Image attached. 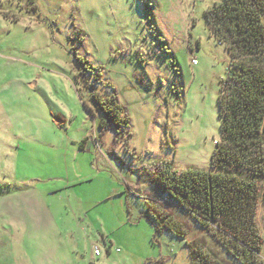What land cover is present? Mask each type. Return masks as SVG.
I'll return each instance as SVG.
<instances>
[{"label": "rangeland", "instance_id": "obj_1", "mask_svg": "<svg viewBox=\"0 0 264 264\" xmlns=\"http://www.w3.org/2000/svg\"><path fill=\"white\" fill-rule=\"evenodd\" d=\"M215 1L0 0V264H49V243L51 264H91L95 246L98 264H190L185 241L232 260L156 177L211 169L230 62ZM93 93L130 127L104 130ZM256 224L264 264L261 197Z\"/></svg>", "mask_w": 264, "mask_h": 264}, {"label": "trees", "instance_id": "obj_2", "mask_svg": "<svg viewBox=\"0 0 264 264\" xmlns=\"http://www.w3.org/2000/svg\"><path fill=\"white\" fill-rule=\"evenodd\" d=\"M205 16L230 56L218 98L221 139L210 170H177L167 162L156 177L232 258H219L204 241H185L190 264H263L256 211L260 197L264 202V0H217ZM92 98L104 130L130 127L116 95L102 99L93 93ZM162 218L173 235L185 238L184 223L170 213Z\"/></svg>", "mask_w": 264, "mask_h": 264}, {"label": "crops", "instance_id": "obj_3", "mask_svg": "<svg viewBox=\"0 0 264 264\" xmlns=\"http://www.w3.org/2000/svg\"><path fill=\"white\" fill-rule=\"evenodd\" d=\"M39 214H38V212H37V214H36V216H37V221H39L38 223H42V218L40 217L39 218V216H38ZM41 215H42V213H41ZM44 216H46V215H44ZM46 217H48V216H46ZM48 223V218L47 219H45V223ZM44 223V224H45ZM48 249H49V251H48V254H47V256L45 255V259H46V263H48L49 262V264H51L52 263V261L54 262V260L56 261V259H57V253H56V247L55 246H53V244H51V243H49L48 244ZM108 253H110V250L108 251ZM92 256H93V253L91 254V261H92ZM69 261V260H68ZM68 261H66V262H63L62 264H72V261H70V262H68Z\"/></svg>", "mask_w": 264, "mask_h": 264}, {"label": "built area", "instance_id": "obj_4", "mask_svg": "<svg viewBox=\"0 0 264 264\" xmlns=\"http://www.w3.org/2000/svg\"><path fill=\"white\" fill-rule=\"evenodd\" d=\"M194 63H196V61H194ZM102 254V248L100 246H95L93 250V259L91 264H98V260L102 256Z\"/></svg>", "mask_w": 264, "mask_h": 264}]
</instances>
